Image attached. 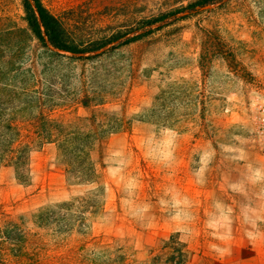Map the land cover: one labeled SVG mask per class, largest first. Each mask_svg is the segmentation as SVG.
Segmentation results:
<instances>
[{"label":"rangeland","instance_id":"374dc122","mask_svg":"<svg viewBox=\"0 0 264 264\" xmlns=\"http://www.w3.org/2000/svg\"><path fill=\"white\" fill-rule=\"evenodd\" d=\"M197 1L43 0L85 42L144 32L80 58L40 42L23 0H0L1 134L34 132L47 93L66 119L123 127L95 144L92 183L69 181L55 143L31 153L29 183L0 165V264H164L169 242L186 264H264V0ZM93 191L102 206L79 226Z\"/></svg>","mask_w":264,"mask_h":264},{"label":"trees","instance_id":"16d2710c","mask_svg":"<svg viewBox=\"0 0 264 264\" xmlns=\"http://www.w3.org/2000/svg\"><path fill=\"white\" fill-rule=\"evenodd\" d=\"M224 1L226 0H198L196 3L201 7H207ZM23 7L32 32L43 45L80 58L95 57L107 47L118 48L129 45L144 36V32H141L127 37L130 32L124 31L85 42L64 20L52 13L43 0H23ZM165 18L166 16H161L153 20H146L136 30L155 25ZM45 97L47 102L42 109L39 123L29 122V125L36 129L34 132L27 130L28 132L24 133L23 130L27 128L23 127L18 120H13L4 126L8 131L7 134L4 135L0 132V165L5 162L12 166L17 179L22 183H29L31 180V153L42 148L45 144L55 143L59 147L69 181L73 184H88L97 181L99 175L96 163L92 158V150L97 142L104 140L108 134L119 131L123 127L120 125L110 126L105 120H98L96 115L91 118H79V120L85 119L86 124L66 119L64 114H57V106L48 104L53 95L47 93ZM80 103L88 106L90 100L85 98ZM77 201L81 204L76 206L73 211L80 223L79 226L87 227L89 226L87 223L102 206L101 195L97 191H93L77 198ZM45 215L43 213L40 216L41 219H46ZM177 245L179 244H170V242L166 244L169 250L166 252L164 264L187 263V252L182 244ZM149 264H155V262L152 260Z\"/></svg>","mask_w":264,"mask_h":264},{"label":"built area","instance_id":"2783aa9c","mask_svg":"<svg viewBox=\"0 0 264 264\" xmlns=\"http://www.w3.org/2000/svg\"><path fill=\"white\" fill-rule=\"evenodd\" d=\"M255 133L264 154V94L258 96L254 104Z\"/></svg>","mask_w":264,"mask_h":264},{"label":"clouds","instance_id":"9594fccd","mask_svg":"<svg viewBox=\"0 0 264 264\" xmlns=\"http://www.w3.org/2000/svg\"><path fill=\"white\" fill-rule=\"evenodd\" d=\"M248 235H249V239H251V240L256 239V235L254 233H249ZM210 247L212 248V250L220 252L222 254L227 251L226 249H221V248L217 247L216 245H212Z\"/></svg>","mask_w":264,"mask_h":264}]
</instances>
